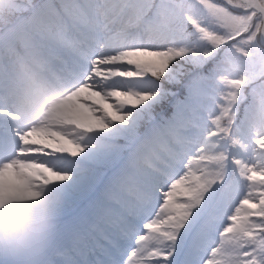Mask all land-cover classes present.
Instances as JSON below:
<instances>
[{
	"label": "snow or ice",
	"instance_id": "snow-or-ice-1",
	"mask_svg": "<svg viewBox=\"0 0 264 264\" xmlns=\"http://www.w3.org/2000/svg\"><path fill=\"white\" fill-rule=\"evenodd\" d=\"M26 57L66 88L39 123L16 104ZM193 63L208 75L156 124ZM114 123L129 163L89 211L62 202L40 264H264V0H0V207L70 180L60 161Z\"/></svg>",
	"mask_w": 264,
	"mask_h": 264
},
{
	"label": "clouds",
	"instance_id": "clouds-1",
	"mask_svg": "<svg viewBox=\"0 0 264 264\" xmlns=\"http://www.w3.org/2000/svg\"><path fill=\"white\" fill-rule=\"evenodd\" d=\"M16 104L22 120L39 123L66 88L47 69L26 57L13 77ZM33 199L14 200L0 207V260L40 264L53 239L63 202L56 186L42 188Z\"/></svg>",
	"mask_w": 264,
	"mask_h": 264
},
{
	"label": "rangeland",
	"instance_id": "rangeland-1",
	"mask_svg": "<svg viewBox=\"0 0 264 264\" xmlns=\"http://www.w3.org/2000/svg\"><path fill=\"white\" fill-rule=\"evenodd\" d=\"M213 2H215V0H213ZM187 67V66H186ZM208 75V74H207ZM207 75H205V76H207ZM183 81L184 80V78H181V77H178L173 83H178L179 81ZM190 81V80H189ZM189 81H184L185 82V84H188V82ZM180 90V89H179ZM186 98H187V96H188V87L186 88ZM251 99V98H250ZM186 107L188 108V109H190L191 108V105L190 104H188V105H186ZM198 117H203L205 120L206 119H208V118H210V119H212L211 118V116H209V114H208V112L207 111H201L200 113H199V116ZM116 128V124L114 123L113 124V127L112 128H110V129H115ZM109 130V129H108ZM111 131V130H110ZM112 131H117V130H112ZM103 142V140L101 141V143ZM100 144V143H99ZM110 149V148H109ZM67 161H73L72 162V164H71V162H67ZM60 165H61V168H62V170L63 171H65V172H69L70 170L72 171V170H74V169H76V167L78 166V163L77 162H74V160H69V159H64V160H61L60 161ZM70 182V180H68V181H65V182H63V183H59V184H68ZM59 184H54V185H59Z\"/></svg>",
	"mask_w": 264,
	"mask_h": 264
}]
</instances>
